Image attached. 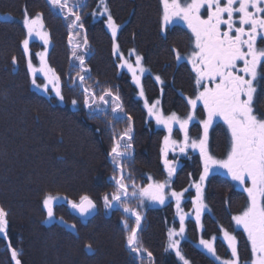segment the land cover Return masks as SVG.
<instances>
[{"label": "trees", "instance_id": "trees-1", "mask_svg": "<svg viewBox=\"0 0 264 264\" xmlns=\"http://www.w3.org/2000/svg\"><path fill=\"white\" fill-rule=\"evenodd\" d=\"M108 8L120 30L117 35L123 55L135 49L143 60L147 74L140 78L149 103L160 101L165 115L176 112L186 117L189 106L185 97L195 96L194 73L186 60L177 61L176 49L181 56L192 50L191 33L180 26L160 30L162 5L160 0H106ZM81 11L83 31L74 29L81 38L87 36V51L79 49L85 57L87 83L97 94L104 88L118 93L124 112L113 114L110 105L94 112L85 108L82 89L73 84L77 76L78 61L72 58L69 44L68 21L47 3V0H0V207L8 211L7 237L0 235V264H15L9 244L18 252L20 264H140V260L126 246L123 220L135 226V218L127 217L118 205L106 209L103 195L115 189L114 168L109 152L113 135H119L132 117L133 148L131 157L124 159L125 173H131L135 183L147 186L148 177L163 182L167 179L160 155L163 128L148 120L139 89L132 83L129 73L119 70L118 56L112 52L111 33L105 26L106 17H93L99 0H83ZM34 16L42 14L45 30L49 33L47 53L49 67L60 77V101L52 92H39L32 86L23 56L21 41L25 37L23 12ZM41 45L31 42L32 60ZM17 64H12V57ZM262 71V70H259ZM159 76L163 84L156 82ZM39 81V79H37ZM78 83V82H77ZM256 109L264 113V74L255 82ZM77 100L76 106L72 101ZM203 106L198 105L196 120L189 125V135L199 138L203 129ZM173 138L181 140L177 129ZM229 135L222 120H215L209 128L208 149L217 159L226 157ZM170 160H178L171 189L183 191L181 207L191 213L185 220V238L180 241L182 254L190 264H218L199 244V240L216 237L215 248L221 258H230L231 252L220 237V228L234 231L238 241L240 264L251 258L246 235L231 220L246 206L247 196L242 188L219 173L209 174L204 182V201L207 212L201 216L202 229L196 227L192 199L203 165L194 152L182 155L169 151ZM131 189V180L126 181ZM46 195L61 197L63 202L53 206V219H47L43 208ZM88 195L96 204L97 212L89 220L75 216L68 200L79 202ZM133 207L137 199L130 197ZM142 214L139 239L153 255V264H182L175 252L166 251L168 230L180 223L176 203L171 198L163 205L145 200L139 208ZM75 225L73 228L72 226ZM91 244L89 252L85 245ZM145 261L147 257L145 256Z\"/></svg>", "mask_w": 264, "mask_h": 264}, {"label": "snow or ice", "instance_id": "snow-or-ice-1", "mask_svg": "<svg viewBox=\"0 0 264 264\" xmlns=\"http://www.w3.org/2000/svg\"><path fill=\"white\" fill-rule=\"evenodd\" d=\"M52 9L58 10L63 18L68 21L69 44L72 46V58L79 63L77 76L73 78V84L83 92V104L85 108L94 112L102 110L101 106L111 107L113 114L123 113L120 96L110 88H104L97 94L93 86L87 83L86 73L90 70L85 65V57L79 55L77 49L87 51L88 40L84 37L83 45H73V30L79 28L84 30L81 9L86 7L83 0H47ZM162 5V16L160 30L166 31L169 25L176 21H182L191 33L192 50L189 55L176 53L177 61L186 60L191 65L194 73L195 96L185 97L189 106L186 117L179 116L176 112L165 115L160 108L159 100L149 103L145 97L140 77L145 73L143 58L130 50V55L135 56L133 64L120 52L117 35L120 25L117 24L108 8L106 0H99L97 9L91 15L106 17L105 26L111 33L112 52L118 56L117 67L127 68L131 73L132 83L139 89V98L144 101V108L149 118L154 119L157 126L163 127L167 135L163 138L160 155L167 173V179L163 182L154 181L148 177L147 186H139L135 183L131 173H125L124 159L132 155V117L128 116V126L119 135V139L113 135V146L109 152L114 168L119 175H113L112 180L115 189L111 194L105 193L102 197L106 209L118 205L127 217L135 218V226H130L125 218L124 224L126 235V246L131 253L140 260V264H153V255L143 247L139 239L142 214L139 210L144 201L163 205L169 198L176 203V213L179 217V230L170 228L168 230V243L166 251L171 250L182 264H190L189 260L182 254L180 239L185 234V220L192 215L184 212L181 201L184 198L183 191H166L171 189L172 177L176 173L178 160L168 158L169 151L175 153L177 150L182 155H187V149L199 151L203 171L199 181L190 186L195 189V197L192 206L195 213L196 227L202 229L201 216L207 209L204 202V182L213 169H222L227 177L239 185L247 196L244 209L231 220L236 229H242L250 246L251 258L246 264H264V113L256 109L257 87L255 82L264 74V0H160ZM23 28L25 37L21 41L23 56L27 61L28 74L31 77L32 86L41 92L47 93L49 85L56 97L63 101L64 97L60 87V77L55 70L49 67L47 62L48 47L50 44L49 33L45 30L42 14L30 15L25 8L23 12ZM78 34V33H77ZM37 38L42 41L44 50L37 52L36 56L40 66L33 64L30 41ZM17 58L12 57V64H17ZM258 69L262 71H258ZM43 75L44 82H37V74ZM159 84L163 81L159 76L155 77ZM78 82V83H77ZM76 106L77 100L72 101ZM198 105L203 106L204 119L199 120L203 134L199 138L189 135V125L196 120ZM222 120L227 127L229 135V148L226 157L217 159L210 154L208 149L209 128L216 119ZM178 127L183 139L173 138V132ZM131 180V189L126 182ZM137 199L138 206L133 207L130 202ZM54 197L46 195L43 199V208L46 210L47 219H53ZM67 203L81 216H86L96 208L95 202L88 196L82 195L79 202L68 200ZM8 211L0 207V235L7 237ZM73 228L75 225L72 226ZM220 232L227 248L231 252L230 258H221L215 248L216 237L199 240L200 246L210 254L218 264H240L238 253V241L234 231H228L221 227ZM12 260L20 264L18 252L9 244ZM91 252L92 245H85ZM145 256L147 261H145Z\"/></svg>", "mask_w": 264, "mask_h": 264}, {"label": "rangeland", "instance_id": "rangeland-1", "mask_svg": "<svg viewBox=\"0 0 264 264\" xmlns=\"http://www.w3.org/2000/svg\"><path fill=\"white\" fill-rule=\"evenodd\" d=\"M55 10V9H54ZM9 16L8 15H4V16H2L1 14H0V18H3V19H5V18H8ZM81 38H80V35L79 34H77L76 32H74V30H73V41H72V43H73V45H75L76 43H79L80 45H81ZM31 42H35V43H37V44H39V45H41V48L40 49H38V51H36L35 52V55H36V53L37 52H41V51H43L44 50V45H43V43H42V41H40L39 39H37V38H33L31 41H30V43ZM50 45V44H49ZM49 48V47H48ZM72 50H73V48H72ZM79 51V49H77V52ZM125 58L126 59H128L130 62H132L133 64L135 63V56H132V55H130V53L129 54H127V55H125ZM46 59H47V57H46ZM33 64H34V66L35 67H39L40 66V61H39V59L37 58V56H35V60H33ZM118 64H119V59H118ZM143 64V63H142ZM144 67V66H143ZM119 70H121V71H123V72H127V73H129L128 72V70H127V68H123V69H121V68H119ZM148 72H146L145 71V73H143V75H141V77H143L145 74H147ZM130 74V76H131V73H129ZM132 77V76H131ZM140 77V78H141ZM37 79H39V81L37 80V82L38 83H43L44 82V78H43V75H41V74H37ZM38 90V89H37ZM39 91V90H38ZM49 91L50 92H52V90H51V85H49ZM48 91V92H49ZM40 92V91H39ZM47 92V93H48ZM44 93V92H43ZM53 94H55L54 92H52ZM159 108H160V110H161V106H160V104H159V106H158ZM162 111V110H161ZM146 113H147V110H146ZM148 120L150 121H153V123H154V126H157V124H156V122H155V120L154 119H151V118H149L148 117ZM217 120V119H216ZM215 122V121H214ZM157 127H159V128H163V127H161V126H157ZM178 131H179V129H178V127L176 128ZM180 133V132H179ZM180 135H181V140L183 139V136H182V134L180 133ZM187 151L188 152H192V153H196L198 156H199V158H200V154H199V151L198 150H196V151H194V150H192L191 148H189V149H187ZM177 152H179L178 150H177ZM201 160V159H200ZM214 173H219V174H222V175H224V176H226L225 175V173H224V170H222V169H213V171L210 173V174H214ZM227 177V176H226ZM234 184H235V186L236 187H238V188H241L239 185H237L235 182H234ZM55 198V197H54ZM64 201V199L63 198H61V197H56V199H54V201H53V205L54 204H56L57 202L59 203V202H63ZM205 202V201H204ZM54 207V206H53ZM208 210L206 209L204 212H207ZM190 217V216H189ZM177 218H178V221H179V217L177 216ZM194 219H195V215H194ZM234 226H235V224H234ZM236 228V227H235ZM176 230H179V224L176 226V228H175ZM238 230H242V229H238ZM243 231V230H242ZM220 237L223 239V235H222V233L220 234ZM177 239H180V241L181 240H183L184 238H185V234H184V237L183 238H179V237H176ZM224 241V240H223Z\"/></svg>", "mask_w": 264, "mask_h": 264}, {"label": "water", "instance_id": "water-1", "mask_svg": "<svg viewBox=\"0 0 264 264\" xmlns=\"http://www.w3.org/2000/svg\"><path fill=\"white\" fill-rule=\"evenodd\" d=\"M70 211H71L75 216H77V217H80V218H83V219L89 220V218H92V217L95 216V214H96V212H97V207H96L92 212H90L89 214H87L86 216H81V215L79 214V212H77L75 209H72L71 207H70Z\"/></svg>", "mask_w": 264, "mask_h": 264}, {"label": "flooded vegetation", "instance_id": "flooded-vegetation-1", "mask_svg": "<svg viewBox=\"0 0 264 264\" xmlns=\"http://www.w3.org/2000/svg\"><path fill=\"white\" fill-rule=\"evenodd\" d=\"M162 11H163V9H162ZM171 26H180V27H183L184 29H186L188 31V29L186 28V26L183 24L182 21H176L172 25H169L168 27H171ZM258 46L259 47H264V44L259 43V40H258ZM259 70L260 69H258V71Z\"/></svg>", "mask_w": 264, "mask_h": 264}]
</instances>
